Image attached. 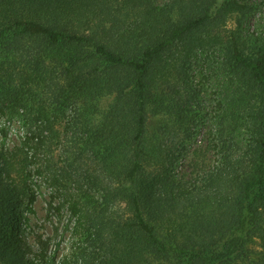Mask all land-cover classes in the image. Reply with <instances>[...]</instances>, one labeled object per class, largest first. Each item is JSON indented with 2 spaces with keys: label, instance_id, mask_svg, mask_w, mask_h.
<instances>
[{
  "label": "trees",
  "instance_id": "16d2710c",
  "mask_svg": "<svg viewBox=\"0 0 264 264\" xmlns=\"http://www.w3.org/2000/svg\"><path fill=\"white\" fill-rule=\"evenodd\" d=\"M256 2L0 0V118L21 111L31 130L20 146L0 145V264H264V31L251 55L235 34L223 41L228 82L211 138L223 169L184 180L166 168L150 185L141 183L144 167L160 154L149 134L152 119L166 131L186 116L173 81L179 57L232 15L240 22ZM46 60L59 72L52 93L37 91L48 86ZM59 122L65 139L90 152L108 177L104 193L98 176L91 181L100 201L86 188L66 189L56 203L64 171L50 156L41 164L38 150L59 137ZM241 130L239 161L229 151ZM34 176L54 184L51 216L69 209L72 239L58 259L48 237L26 239ZM113 198L127 215L104 203Z\"/></svg>",
  "mask_w": 264,
  "mask_h": 264
},
{
  "label": "rangeland",
  "instance_id": "374dc122",
  "mask_svg": "<svg viewBox=\"0 0 264 264\" xmlns=\"http://www.w3.org/2000/svg\"><path fill=\"white\" fill-rule=\"evenodd\" d=\"M260 2L261 0H257L254 11L243 17L240 22L237 21L238 15H232L225 24L212 28L209 34L204 32L202 36L205 38L201 47H197L189 56L179 57L173 81L175 90L181 97L180 104L186 109V116L180 127L166 131L160 130L157 118L152 119L149 134L154 144L158 146L160 154L156 162L144 167L141 183L150 185L149 181L155 180L158 174L163 176L166 168V171L175 178L184 180L195 178L200 172L214 173L223 169V155L218 146L213 148L211 145V138L217 132V112L221 109L219 102L223 93L222 85L228 82L221 62L224 51L223 41H228L230 35L235 34L242 51L247 55L252 54L255 37L261 36L264 31V6ZM41 75L46 78L48 86L46 88L41 86L37 91L41 92L44 89L52 93L54 86L59 83L58 70L46 60L41 66ZM30 127L33 129L34 124ZM56 129L59 137L52 139L51 142H42V147L38 150L41 164L45 165L46 157L50 156L55 167L64 171V180H66L63 183L66 187L60 186V195L56 197V203L62 201L66 189L81 194L86 188H90L89 192L95 202L100 201L102 198L93 190L91 181L94 180V176H98L104 193L105 183L109 182L108 177L106 178L99 171V166L90 152L81 151L70 139H65L62 134V122L57 124ZM30 133L31 130H28L22 120L21 111L0 118V145L8 148L20 146L25 139L24 136ZM244 134V130L236 132L235 144L229 151L230 159L244 160V151H242L246 143ZM226 165L230 169L235 167L231 162ZM32 182L37 195L33 205L34 212L27 214L30 227L25 229L26 239L34 243L36 234L48 237L50 246L52 248L57 246L56 259H58L62 252L68 250L72 239L69 209L64 205L59 216H51L48 212V202L55 189L54 184L50 178L44 176H34ZM211 190L214 191L213 188ZM104 203L111 206L119 216L127 215L125 203L119 199L113 198L111 202L104 200ZM144 205L150 210L149 206H152L150 197L146 196ZM254 248L259 249L256 244Z\"/></svg>",
  "mask_w": 264,
  "mask_h": 264
}]
</instances>
